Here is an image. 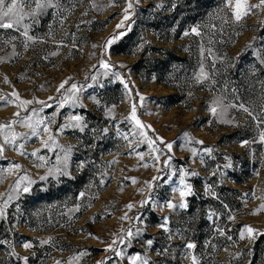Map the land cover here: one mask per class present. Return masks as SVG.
<instances>
[{"label":"rangeland","instance_id":"374dc122","mask_svg":"<svg viewBox=\"0 0 264 264\" xmlns=\"http://www.w3.org/2000/svg\"><path fill=\"white\" fill-rule=\"evenodd\" d=\"M24 2V11L31 12L33 0ZM225 2L139 0L125 27L117 28L126 0H113L114 6L110 0H56L58 8L23 21L32 41L21 34L22 25L0 29V123L43 119L59 145L71 146L69 174L47 176L64 152L42 146L44 125L32 136L20 123L13 124L28 138L4 145L0 155V207L8 201L0 217V264H25L23 257L27 264H129L136 254L149 264H191L189 253L199 264H264V210L257 211L264 205V143L259 139L264 129V9L235 22ZM194 27L199 36L191 33ZM121 32L125 35L105 49V42ZM101 60L112 66L108 76ZM202 66L207 79L197 82ZM72 84L80 89L75 104L66 99ZM13 92L32 103L18 107ZM216 100L227 108L223 120L232 123L209 111ZM133 104L143 128L126 119ZM240 104L258 119L240 110ZM74 115L82 117L83 130H61ZM141 132L158 151L148 147ZM20 144L23 155L16 150ZM33 151L45 158L43 167L36 166L41 161ZM157 155L159 161L153 159ZM14 164L20 168L9 171ZM181 170L196 174L184 177L194 194L187 197V209L172 210L166 203L180 202ZM23 176L33 181L27 193L22 191L26 180L14 190ZM146 198L149 203L141 206ZM164 217L168 232L159 227ZM246 225L256 230L253 240L247 234L240 239ZM129 229L141 231L119 244ZM192 238L198 246L187 249ZM114 239L121 257L105 251ZM25 242L32 247L25 249ZM81 252L86 254L78 262L71 259Z\"/></svg>","mask_w":264,"mask_h":264},{"label":"snow or ice","instance_id":"6c2138e0","mask_svg":"<svg viewBox=\"0 0 264 264\" xmlns=\"http://www.w3.org/2000/svg\"><path fill=\"white\" fill-rule=\"evenodd\" d=\"M35 7L32 9L31 12H25L24 8L27 6L24 2V0H0V29H11L14 27H18V26H23L24 27V31L21 33L26 41H32L34 38L30 35H28V31H27V25L23 24V21L25 20V18L27 16H32V17H36L37 15L43 13L46 9L49 8H58L59 5L58 3H56V0H33ZM139 3V0H126V7L123 9V20L121 21L120 24L117 25V28H121V27H125L124 25V21L125 20H129L131 18L132 12L134 10V4ZM109 6H114L113 0H110V4ZM157 8L161 7V5H157ZM225 7L229 8V10L231 11V18L235 21V22H240L242 21L246 16H248L250 13H252L253 9H264V0H258V3L255 4H249L248 0H226L225 2ZM61 23H63V21H61ZM127 28H131V25H127ZM191 33L199 36L200 32L198 31L197 28H192L191 29ZM189 32H185L184 35H189ZM123 35H125L124 32L119 33L118 35H115L111 38H109L106 42H105V49H107L108 46H110L114 41L119 40L120 37H122ZM13 39H15L13 37ZM255 39V38H254ZM27 47V44L25 45ZM95 47V45H94ZM249 47H251V44L249 45ZM56 53H52V55H55ZM264 62V61H262ZM100 66L102 68L105 69V72L103 73L104 76H108L112 66L110 64H108L107 62H105L104 60L100 61ZM120 67H124V65H120ZM112 75H114L116 77L117 80H119L121 83H124L123 79L121 78L120 73L118 72H114L111 73ZM93 80L96 79L95 76L92 77ZM207 79V74L204 72L203 70V66L201 67L200 70V74L197 76V82H200L201 80ZM67 80L63 81L59 87L57 88V91H59L60 89H63L65 87V84H67ZM124 87L127 89V84H124ZM80 89L77 88V85L72 84L70 86V88L68 89V91L71 93V96L67 97V100H71L72 103H76L75 100V95L76 92H78ZM12 95L16 96L17 100H20L19 96L17 93L13 92ZM0 99H3V97H0ZM141 100H143V97H141ZM32 101L29 100H20L19 104L17 105L18 107H24L28 104H31ZM60 107H63V103H61ZM230 107H237L236 105H230ZM239 109L242 110L243 112L247 113L249 116L252 117L253 120H257L258 117L253 115V113L249 110L248 107H246L244 104H240ZM209 111L212 113L213 116H218L221 118V122L224 123H232L231 120H223V116L227 111V108L223 106L222 102L220 100H216L213 102V106H211L209 108ZM111 114V110L109 109V115ZM14 115H16L17 117L19 116V113H15ZM126 119L132 120L135 122V125L139 128H143L144 125L141 124V122L136 118V106L135 104H133L131 106V113L129 115V117H127ZM82 121V117L79 115H74L71 116L69 118V123L67 125L62 126L61 130L63 129V127H72V128H81V130H83V125L81 123ZM15 123H20L21 126L27 128L30 130V133L32 136H36L37 135V129L40 128L41 125H44L42 128V131L47 134V139L42 141V146L45 148H48L49 151L52 150V148L55 147H60L62 149V151L64 152V155L61 157L59 155H57V166L54 168H50L48 170V174L47 176H55V175H68L69 173L67 172V161H68V157L69 154L71 152V146H69L67 149H64L63 146L59 145L56 141V139L53 137V135L51 134V131L48 127L47 124L44 123L43 119L40 120H36V121H32L31 117H27L24 118L23 120H19V121H11L9 123H0V136L3 137V144H0V155H3L4 153V145H12V146H16L18 140L20 139H27V134H18L13 130V124ZM260 123H264V120H260ZM106 131V130H105ZM141 136H144V139L147 141L148 143V147L150 149H152L154 152L158 151V149L153 148V144L155 143V141L149 139L145 133L141 132L140 133ZM184 137H188V133L185 132L182 134ZM125 139H127V137H125ZM259 139L261 143H264V129H262L259 133ZM156 140H158L161 144H164V141L161 137H156ZM192 141L189 140V143H191ZM254 142V141H253ZM196 144H203V141L197 140L195 141ZM249 141H244L243 144H248ZM165 147L171 151L172 150V144L171 143H167L165 144ZM23 148V145L20 144L18 147H16V150L23 155L24 153L21 151V149ZM192 151V155L196 156L197 152L196 150L193 148L191 149ZM205 153L211 154L213 149L212 148H205L203 150ZM32 156H37V152L33 151L31 153ZM141 159H143V155L140 156ZM37 159L41 161L40 164H37V167H43L44 166V161L45 158L42 156H37ZM154 160L159 161V155L153 157ZM171 158L169 157V159H166L164 161L165 166H168L169 164V160ZM145 167H147V165H144ZM230 165H225V167H229ZM20 168L19 164H14L11 166V169H9V171L12 170H18ZM214 175L216 173H213ZM188 175H196L195 173H189L187 170H181V178H180V187L178 189H176V191H178L179 194V198H180V202L178 204H174L171 201H168L166 203V207L172 210H175L177 208L179 209H187L188 208V203H187V197L192 196L194 194L193 192V187L191 184L186 183L184 177L188 176ZM47 176H42L40 177V179L44 180L47 179ZM159 179V177H153V180H157ZM27 181V185H25L22 188V191L24 193H27L30 190V185L33 183V181L29 180L27 176H23L20 177L19 180H17L16 182V187L14 190H21L20 189V184L22 181ZM148 187L151 189L152 188V184L151 182H149ZM205 191L210 193V188L206 187ZM213 196H215V193H211ZM85 195L84 192L80 193V196L83 197ZM12 197L10 196L9 199H11ZM150 201V198H146L144 201L141 202V206L148 204ZM8 201L6 200L4 202V207H0V217L4 216V209L7 206ZM127 207L129 209H131L133 207V205L129 204L127 205ZM260 210H264V205H261L260 209H257V211ZM255 214V212L253 213ZM214 213H210L208 216V219L211 220L213 217ZM127 218V216L125 215V217H122L121 219H125ZM230 219H232V217H230ZM168 225V217H164L163 218V223L161 225H159L160 228H162L165 232H168L169 229L167 227ZM140 229H137L136 233H133L131 229H129L126 232L125 236H121L119 238V244H125L126 240L128 242H130V240L140 232ZM219 234L221 236L225 235L224 231L222 229H218ZM256 232L255 229H253L250 226H245L243 230H241L240 233V239H245V234H247V238L249 240H253L254 237V233ZM169 239H171V236L169 237ZM229 240H231L232 238L229 236L228 237ZM2 243V242H0ZM42 244H46L48 243V241H41ZM147 245L150 247L153 244L152 240H148ZM117 244V240H113L112 244L108 245L107 248L105 249V251H111L114 253V255L116 257H121L123 256V251L119 248L114 247ZM23 247L25 249L31 248L32 244L30 242H25L23 244ZM185 247L187 249H194L196 247V245L194 243H186ZM167 251V250H165ZM85 252H81L76 256H73L71 259L74 261H79V259L85 255ZM159 254V253H158ZM190 259H191V264H199V259L198 257H196L195 255H191V253H189ZM24 260L25 264H27V257H23L21 258ZM129 264H149V261L141 256L140 254H136L133 255L131 257L128 258ZM57 264H59V262H57ZM69 264H71V261L69 262ZM97 264H103V262L98 261Z\"/></svg>","mask_w":264,"mask_h":264},{"label":"trees","instance_id":"16d2710c","mask_svg":"<svg viewBox=\"0 0 264 264\" xmlns=\"http://www.w3.org/2000/svg\"><path fill=\"white\" fill-rule=\"evenodd\" d=\"M116 52H120L121 51V49H119V47H116ZM173 56V55H172ZM210 200V199H209ZM201 201H204V200H201ZM190 207H191V205H190ZM192 240V242L196 245V247L198 246V243H199V241H198V239H195V238H192L191 239Z\"/></svg>","mask_w":264,"mask_h":264}]
</instances>
